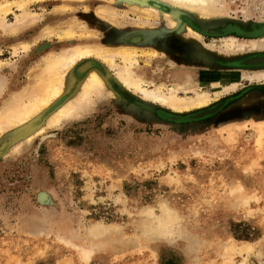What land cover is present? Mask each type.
<instances>
[{"label":"rangeland","instance_id":"rangeland-1","mask_svg":"<svg viewBox=\"0 0 264 264\" xmlns=\"http://www.w3.org/2000/svg\"><path fill=\"white\" fill-rule=\"evenodd\" d=\"M218 7L210 17L216 34L209 35L191 15L182 17L185 29H170L164 15L135 10L127 0L33 3L15 31L10 26L24 11L2 15L0 109L48 57L84 46L137 54L132 63L115 57L114 69L89 58L105 81L78 115L47 125L82 92L73 81L36 131L1 134L0 264H264V68L233 66L264 54V42L228 33L264 28V0H219ZM81 64L72 79L84 76ZM119 72L152 91L212 100L175 112L120 84ZM213 107L218 112L199 121L160 118ZM164 218L173 223L167 234L156 225Z\"/></svg>","mask_w":264,"mask_h":264},{"label":"bare ground","instance_id":"bare-ground-1","mask_svg":"<svg viewBox=\"0 0 264 264\" xmlns=\"http://www.w3.org/2000/svg\"><path fill=\"white\" fill-rule=\"evenodd\" d=\"M44 1L47 0H5L3 2H0V23L2 22L0 25L4 23V17H2V15L12 12L13 7H17L20 11H22V13L24 11L25 15L22 14L21 16H16V22L10 26V30L15 31L19 28L21 24V17L29 15V13L26 11L27 8L33 3H43ZM65 1L67 2L68 0ZM127 2L132 4L135 10L142 8L141 10L149 14L150 12L154 11L159 15H164L166 17L165 19L167 25L170 29H185L187 26L183 21L182 17L187 14L189 16L191 15L195 22L201 24L202 32H204L205 35L216 34L210 33L212 29L216 26V23L211 20L210 17L213 15H217L221 11V9L218 7L219 0H127ZM162 4L167 7L166 13L163 12V9L160 6ZM98 13L107 16L114 14L105 9H99ZM4 24L2 26L5 30H7L6 26L8 24H6V26H4ZM230 30L236 29L231 28L229 29V31ZM236 31L237 33L242 35H254L261 37V41L264 42V28L246 34H243L241 31L238 30ZM188 32L197 39H201L203 36L201 33L196 32L192 28H188ZM73 35V30L69 29L67 33V38H70ZM234 40V38H231V46L234 45ZM28 47L29 46L24 45L25 50H27ZM201 51H204V49L202 48ZM135 54H137L136 50L131 48H122L114 52L109 51L106 48H92L89 46H84L76 47L72 50L65 51L56 56L48 57L45 59L44 65L41 67H36L35 64L36 68L31 70L30 80L24 87L23 92L10 97L9 100H6L4 103H2L3 106L0 109V136L7 129L15 130V132L17 131V133H29L30 131H36V128L34 129L36 121L39 120V118L45 113V111H47L57 100H60L70 90L73 81H75L78 87L82 89V92L78 96L70 98V100L67 101L65 104L60 105V107H58V109L48 117L47 125L49 127H56L61 124L65 119L78 115L81 112L82 107H84L87 98H89L95 92H102V87L104 86L103 83L105 81V78L102 76V74L94 70L96 65L94 61H91V59L89 58L93 56L97 59H102V61L107 64L111 69H114L115 57H121V59L125 63H132L134 61ZM150 54L147 53V55ZM80 61L82 62V64L78 68V71L81 75L84 76L79 81L77 77H73L72 79L69 73H71L73 69L75 71L76 64ZM254 61L257 63H262L264 61V58L256 57ZM133 74L134 73L132 72L131 75ZM131 75H123L122 72H119L117 74V80L120 84L126 86L128 89H135L137 92H141L143 99H145L146 101L160 103L161 105H165L175 112H185L191 109H202L207 107L212 100L211 95L197 94L196 98L186 99L178 97L173 90L170 91L169 94H165L160 89L152 91L143 88V86L140 85L136 77ZM260 77L262 76H255V78ZM44 130L45 128L41 127L37 132L43 133ZM238 189H241V187ZM235 190L233 188V191ZM245 201L246 200H244V202ZM163 220H161V222L160 220H158L160 223H156V225H160H158L159 228L157 226L156 227L163 234L170 233V229H172L171 226L173 225V223L170 224V221H167L166 219L164 221L165 223H163ZM151 229L152 226L150 227V231ZM158 229L156 230L158 231ZM92 253L93 252L91 249H86L83 251V255L86 258H89Z\"/></svg>","mask_w":264,"mask_h":264},{"label":"water","instance_id":"water-1","mask_svg":"<svg viewBox=\"0 0 264 264\" xmlns=\"http://www.w3.org/2000/svg\"><path fill=\"white\" fill-rule=\"evenodd\" d=\"M243 64L244 65H255V64H261V63H256L254 60H248V61H245ZM217 112H218V108H212V109H208L205 111L198 112L196 114H191V115L183 116V117L178 116V115H173V114H170V115L166 114V115L161 116L160 118L163 119L164 121H170V122H175V123L194 122V121H199L201 119H204L208 116H212V115L216 114ZM41 196L46 197L48 195L46 193H41L39 195V200H40ZM40 202H41V200H40ZM41 203H43V202H41ZM46 203H47V205H48V203L51 205L53 204V202L50 201V198Z\"/></svg>","mask_w":264,"mask_h":264},{"label":"flooded vegetation","instance_id":"flooded-vegetation-1","mask_svg":"<svg viewBox=\"0 0 264 264\" xmlns=\"http://www.w3.org/2000/svg\"><path fill=\"white\" fill-rule=\"evenodd\" d=\"M254 31V30H253ZM229 32V31H228ZM229 33H232V34H237V35H240L242 36V34H239L237 33L236 30H230ZM245 37H248V36H245ZM248 38H255V36H251V37H248ZM254 57H264V54H260V55H253V56H250V57H247V58H244L240 63L236 64V65H233L234 67H244V68H264V62L261 63V64H255V65H244L243 63L245 61H248V60H251V58H254ZM213 108H216V107H213Z\"/></svg>","mask_w":264,"mask_h":264}]
</instances>
